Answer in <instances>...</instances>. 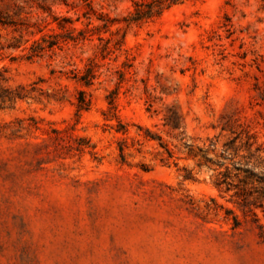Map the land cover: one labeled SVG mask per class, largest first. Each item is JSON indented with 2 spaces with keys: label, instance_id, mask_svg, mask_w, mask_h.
<instances>
[{
  "label": "rangeland",
  "instance_id": "rangeland-1",
  "mask_svg": "<svg viewBox=\"0 0 264 264\" xmlns=\"http://www.w3.org/2000/svg\"><path fill=\"white\" fill-rule=\"evenodd\" d=\"M18 87L0 264H264L258 230L207 210L240 217L213 187L230 132L264 150V0H0V95Z\"/></svg>",
  "mask_w": 264,
  "mask_h": 264
},
{
  "label": "trees",
  "instance_id": "trees-1",
  "mask_svg": "<svg viewBox=\"0 0 264 264\" xmlns=\"http://www.w3.org/2000/svg\"><path fill=\"white\" fill-rule=\"evenodd\" d=\"M93 78L92 69L87 68L79 80L90 85ZM26 93L23 87L13 91L4 90L0 100L22 99ZM109 104L110 110H113L112 100ZM76 106L78 110H85L89 106V100L84 98L82 91L78 92ZM230 134L232 136L222 146L220 159L213 161L218 168L223 167L222 171L217 172L213 187L219 198L236 207L240 217L233 210L217 205L215 198H210L211 205H207V210L214 214L218 209L223 210L222 219L231 229L238 228L242 223H249L258 230L259 241L264 245V157L260 155L264 150L250 141L255 136L247 128L238 132L231 131ZM241 136L245 138L244 141ZM78 141L77 150L88 147L85 138H78Z\"/></svg>",
  "mask_w": 264,
  "mask_h": 264
}]
</instances>
